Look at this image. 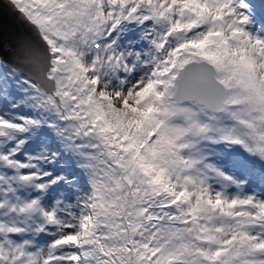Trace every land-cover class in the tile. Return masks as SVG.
Masks as SVG:
<instances>
[{
    "label": "snow or ice",
    "instance_id": "1",
    "mask_svg": "<svg viewBox=\"0 0 264 264\" xmlns=\"http://www.w3.org/2000/svg\"><path fill=\"white\" fill-rule=\"evenodd\" d=\"M0 264H264V0H0Z\"/></svg>",
    "mask_w": 264,
    "mask_h": 264
}]
</instances>
